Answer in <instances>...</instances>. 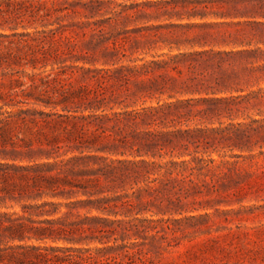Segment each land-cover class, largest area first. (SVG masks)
<instances>
[{
	"label": "trees",
	"instance_id": "obj_1",
	"mask_svg": "<svg viewBox=\"0 0 264 264\" xmlns=\"http://www.w3.org/2000/svg\"><path fill=\"white\" fill-rule=\"evenodd\" d=\"M27 2L4 0L0 27L22 8L51 14L46 2ZM112 4L90 0L79 12L83 28L101 17L84 42L85 63L102 66L92 86L57 99L51 80L38 85L34 74L21 99L18 80L0 81V202H35L22 214L0 212V264H130L139 246L187 237L203 218L194 214L237 185L229 160L237 150L263 153L264 118L237 123V115L264 114V0ZM19 36L10 44L32 49L30 33ZM11 50L5 55L19 60ZM28 64L35 71L49 62ZM20 125L60 133L52 149L22 148Z\"/></svg>",
	"mask_w": 264,
	"mask_h": 264
},
{
	"label": "rangeland",
	"instance_id": "obj_2",
	"mask_svg": "<svg viewBox=\"0 0 264 264\" xmlns=\"http://www.w3.org/2000/svg\"><path fill=\"white\" fill-rule=\"evenodd\" d=\"M11 1L16 5V8H21L22 6H18V3L28 0ZM89 1L34 0L33 3L36 6L46 2V7L51 14L45 16L46 11L42 9L39 15L34 17L30 13H25V9L22 8V10L19 9V14L7 16L10 17V21L4 23L5 27H0V36L1 34L7 36L0 37V51L5 55L10 48L13 56L17 55L20 58L12 61L8 55L2 57L3 60H0V81L5 80L9 83L11 79L18 80L19 82L13 83L12 87L20 93L21 90L31 91L32 75H36L38 85H41V79L48 78L51 80L48 90H50L51 96L57 99H62L60 91L69 88L78 89L84 85L92 86L94 70L100 69L102 66L85 63V58L90 56L92 51L84 46V42L91 39L90 33L94 28V23L101 17L91 19V26L83 28L87 19L79 12L82 10V4ZM112 1L122 6H130L145 0ZM115 4H112L110 8L115 7ZM0 6L4 9L7 8L4 0H0ZM61 9L64 12L56 13L55 10ZM0 22L4 21L0 19ZM12 28H16V31H13ZM118 29L120 30L122 27H118ZM27 32L30 33V37L26 38L35 40L32 41L33 47L19 52L10 42H16L21 39L19 35ZM69 38L73 43H69ZM56 50L59 51L60 57L53 64L50 62H55ZM34 56L49 62V65L34 71L29 64L26 65L29 59ZM44 56L47 58L44 59ZM19 95L22 99V93ZM70 105L73 108L80 106L77 103ZM29 107L25 106L24 109ZM40 109L46 112L51 111V108L43 106ZM57 110L63 113L62 107ZM263 118L264 114L259 116L255 110L251 109L244 114L237 115V123L248 124L252 119L261 120ZM19 130L21 134L17 139L18 145H21L22 148L32 145L34 150L52 149L48 144L55 135L60 133V131L53 132L46 126L35 127L31 130L28 126L20 125L16 131ZM64 144L66 143H62V145ZM0 149H2L1 144ZM64 151L65 149H62L60 154ZM215 159L219 160V157L215 156ZM41 160L37 159V162H42ZM229 160L237 161V185L224 192V197L213 203V207L194 214L196 217L202 215L203 218L190 223L187 237L172 242V246L166 244L161 247L158 244L157 247L139 246L136 250L143 251V255L130 260V264H264V149L263 153L259 149L251 153L247 151L242 153L237 150V159L229 158ZM24 163L28 164V161ZM1 186L2 184H0ZM16 195L19 197L18 194ZM34 203L28 199H7L0 202V212L22 214L24 205ZM139 241L142 242V240Z\"/></svg>",
	"mask_w": 264,
	"mask_h": 264
}]
</instances>
